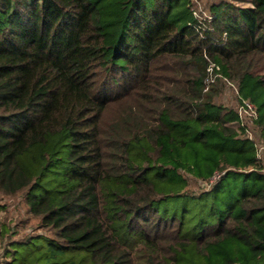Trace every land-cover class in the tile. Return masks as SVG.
Masks as SVG:
<instances>
[{
	"label": "trees",
	"instance_id": "trees-1",
	"mask_svg": "<svg viewBox=\"0 0 264 264\" xmlns=\"http://www.w3.org/2000/svg\"><path fill=\"white\" fill-rule=\"evenodd\" d=\"M247 2L0 0V195L42 228L1 264H264V169L215 100L235 83L264 142V0Z\"/></svg>",
	"mask_w": 264,
	"mask_h": 264
},
{
	"label": "rangeland",
	"instance_id": "rangeland-1",
	"mask_svg": "<svg viewBox=\"0 0 264 264\" xmlns=\"http://www.w3.org/2000/svg\"><path fill=\"white\" fill-rule=\"evenodd\" d=\"M217 0H191V8L198 18L207 16L209 14L210 4ZM237 3L239 5H249L248 0H226ZM220 86V92L215 100L223 106L232 107L235 110L238 97L236 95V84L229 83L223 79ZM253 139H261L260 125L253 123L249 126ZM190 178L189 187L198 190L207 186L206 182L200 179ZM27 208L23 203L20 194L12 196L0 195V252L6 257L4 248L14 239L20 238L30 232L41 231L42 228L37 227L35 219H28ZM24 248V247H23ZM23 248H19L23 250ZM2 258H5L3 257Z\"/></svg>",
	"mask_w": 264,
	"mask_h": 264
},
{
	"label": "built area",
	"instance_id": "built-area-1",
	"mask_svg": "<svg viewBox=\"0 0 264 264\" xmlns=\"http://www.w3.org/2000/svg\"><path fill=\"white\" fill-rule=\"evenodd\" d=\"M218 65H216L214 62L209 61L206 67L207 74L204 79V90L208 89L209 85L213 81L214 76H220L218 73ZM226 80V79H225ZM228 81V80H227ZM231 83V82H229ZM236 90V95L238 97L237 104L235 107V111L237 114V125L243 128L245 135L253 140L255 144V154L256 157L261 161V164L264 169V142L260 139L256 140L253 139L251 135V131L249 129V126L255 122V120L258 117L257 107L251 100L247 98H242ZM218 175H215L211 181L214 180ZM2 253L0 252V264L2 263ZM4 257V256H3Z\"/></svg>",
	"mask_w": 264,
	"mask_h": 264
}]
</instances>
